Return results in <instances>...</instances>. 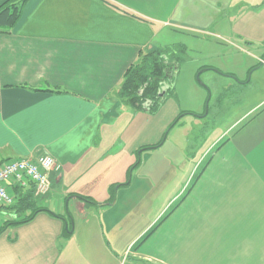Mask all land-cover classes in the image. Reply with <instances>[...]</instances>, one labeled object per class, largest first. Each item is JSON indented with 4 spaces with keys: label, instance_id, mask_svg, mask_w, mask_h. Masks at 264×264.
<instances>
[{
    "label": "crops",
    "instance_id": "crops-1",
    "mask_svg": "<svg viewBox=\"0 0 264 264\" xmlns=\"http://www.w3.org/2000/svg\"><path fill=\"white\" fill-rule=\"evenodd\" d=\"M174 45L199 63L166 80L159 110L123 102L129 68ZM248 58L264 66V0H28L0 31V164L48 154L58 168L31 221L4 228L24 213L0 209V264H264V90L213 153L189 151L209 121L197 72L243 96Z\"/></svg>",
    "mask_w": 264,
    "mask_h": 264
},
{
    "label": "trees",
    "instance_id": "trees-1",
    "mask_svg": "<svg viewBox=\"0 0 264 264\" xmlns=\"http://www.w3.org/2000/svg\"><path fill=\"white\" fill-rule=\"evenodd\" d=\"M27 1L8 0L0 6V31H9L15 26L22 16L23 8ZM185 51V46L174 45L153 50L142 55L139 62L133 64L127 71L119 91V97L135 110H147L150 113H156L165 100V95L161 96L163 86L166 80L169 79V75H172L178 69L181 55ZM225 98L226 96L223 94L219 96L216 101V108L222 106ZM177 122L178 119L173 125ZM162 143L163 140L156 145L143 149H155L160 147ZM32 184V190L28 193L14 194L15 203L13 205L0 206V209H6L11 215L14 213L17 215L24 213V215H21V219H13L12 222H6L4 228L10 225L29 222L38 212L46 210L38 206L35 199V185L34 183ZM78 197L83 201L95 203V200L89 197L82 195H78ZM27 211H30L28 215L26 214ZM51 214L59 217V215L53 212Z\"/></svg>",
    "mask_w": 264,
    "mask_h": 264
},
{
    "label": "rangeland",
    "instance_id": "rangeland-1",
    "mask_svg": "<svg viewBox=\"0 0 264 264\" xmlns=\"http://www.w3.org/2000/svg\"><path fill=\"white\" fill-rule=\"evenodd\" d=\"M195 54L200 55L199 51L194 52L186 48L185 53L181 55L180 66L183 70H187V74L191 73L192 69L197 66L196 63H199L198 57L195 60L196 63H193ZM237 58L241 59L242 57ZM228 59L229 58L226 57L223 60L227 62ZM247 60L249 62L247 64L254 63L255 66H252L251 64L253 68H251V70L249 69L250 71L247 73L246 77L247 80L252 81L250 85L251 89H248L247 93L243 96L238 95L233 91H230L229 93V90H225L226 88L224 89L223 83L227 81L224 76L226 74L219 69L217 70L213 68L212 70L205 71L202 74L201 71H203L204 68H201L197 72L196 82L204 90V92L207 93L206 100L208 102L209 109L207 110V115L209 116V121L204 128H201L199 131H197L191 141L192 144L189 151L190 153H192L195 159H198L205 151L209 153V151L211 150L210 144L233 123L235 117L239 115L240 112L243 113L245 111V108L249 107L250 105L256 104L261 99L262 94H260V92H263L264 90V82H261V79H258V77L264 78V66L259 67L257 65V62L249 61L252 60L251 58H248ZM236 63L238 65H242L241 73L247 72H244L245 66L243 63L233 61L234 65H236ZM217 64L219 65V62H217ZM258 85L263 88L261 89V91H256ZM222 94L226 96V105H224L223 107L221 106L220 108H216V97L221 96ZM241 97L243 98V101L239 103V101L237 100ZM238 104H240L241 106H238ZM240 128V126L234 130H232L233 127L230 128L228 131L230 133L229 136H233L234 134L239 133ZM211 153L213 152L210 151V154Z\"/></svg>",
    "mask_w": 264,
    "mask_h": 264
},
{
    "label": "built area",
    "instance_id": "built-area-1",
    "mask_svg": "<svg viewBox=\"0 0 264 264\" xmlns=\"http://www.w3.org/2000/svg\"><path fill=\"white\" fill-rule=\"evenodd\" d=\"M54 158L42 154L35 158H18L0 164V206H11L15 203L14 194L7 189L10 182L17 185L34 183L35 195L44 196L51 189L50 173L57 169Z\"/></svg>",
    "mask_w": 264,
    "mask_h": 264
},
{
    "label": "water",
    "instance_id": "water-1",
    "mask_svg": "<svg viewBox=\"0 0 264 264\" xmlns=\"http://www.w3.org/2000/svg\"><path fill=\"white\" fill-rule=\"evenodd\" d=\"M171 76H172V75H169V78H170V79H171ZM198 78H199V77H198ZM166 90H167V85H164V86H163V89H162V92H161V96H163V95L165 94Z\"/></svg>",
    "mask_w": 264,
    "mask_h": 264
}]
</instances>
